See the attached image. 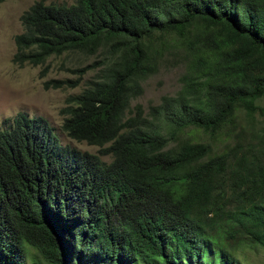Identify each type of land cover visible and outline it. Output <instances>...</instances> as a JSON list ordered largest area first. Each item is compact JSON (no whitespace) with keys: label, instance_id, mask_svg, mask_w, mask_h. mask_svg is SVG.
<instances>
[{"label":"trees","instance_id":"1","mask_svg":"<svg viewBox=\"0 0 264 264\" xmlns=\"http://www.w3.org/2000/svg\"><path fill=\"white\" fill-rule=\"evenodd\" d=\"M20 21L19 65L106 47L60 109L62 131L99 149L43 115L0 121V264H240L225 242L239 233L264 247V131L238 120L264 96V0H36ZM170 59L177 92L131 111ZM160 120L175 143L153 130L149 147Z\"/></svg>","mask_w":264,"mask_h":264},{"label":"rangeland","instance_id":"2","mask_svg":"<svg viewBox=\"0 0 264 264\" xmlns=\"http://www.w3.org/2000/svg\"><path fill=\"white\" fill-rule=\"evenodd\" d=\"M36 0H0V121L14 115L18 110H25L30 115H43L55 128L62 142H69L82 150L97 152V145L70 138L61 129L63 114L61 107L66 104L69 94L76 93L80 86L95 73L89 64L98 65V56H89L74 52L60 55H48L44 63L19 65L13 61L15 52L14 35L22 30L20 15ZM46 2L71 3L73 0H45ZM168 37V35H167ZM174 60H163L158 71L147 76L142 83L143 90L131 100V111L139 104L143 112L159 104L164 95H173L180 87L179 75L184 73L183 64H172ZM52 78L74 79L76 86L52 87L46 84ZM255 110L250 115L245 108H239L238 120L245 127L264 131V96L255 100ZM186 133L196 140H209L202 130L187 127ZM175 142H172L173 145ZM222 143V140H221ZM108 159L109 156H104ZM229 251L240 264H264V247L252 240L247 234H235L225 239ZM31 255L41 258L31 249ZM44 261V260H43ZM27 264H32L29 256Z\"/></svg>","mask_w":264,"mask_h":264},{"label":"clouds","instance_id":"3","mask_svg":"<svg viewBox=\"0 0 264 264\" xmlns=\"http://www.w3.org/2000/svg\"><path fill=\"white\" fill-rule=\"evenodd\" d=\"M35 2V1H34ZM33 2V3H34ZM106 47L104 46V45H100L99 46V48H98V50L99 51H103L104 49H105ZM97 52V53H94V54H90L89 56H98V57H102V55L101 56H99V54H100V52ZM165 61H167V60H165ZM161 63V62H160ZM91 64H93L94 65V63H91ZM98 65H99V63H98ZM98 65H94L95 67L93 68V69H95V71H96V69H97V67H98ZM91 68V67H90ZM92 70V69H91ZM158 71V69L155 71V72H157ZM154 72V73H155ZM153 74V73H152ZM149 75H151V74H149ZM148 75V76H149ZM52 79H56V78H52ZM143 83V82H142ZM80 84V83H79ZM78 84V85H79ZM180 85H181V82H180ZM62 86H64V85H62ZM61 87V86H60ZM70 87V86H69ZM180 88V87H179ZM178 88V89H179ZM177 92V91H176ZM175 92V93H176ZM174 93V94H175ZM72 94H74V93H72ZM173 94V95H174ZM69 95H71V94H69ZM68 95V96H69ZM165 96V95H164ZM168 96H172V95H168ZM68 98V97H67ZM161 103V102H160ZM159 103V104H160ZM38 115H40V114H38ZM146 116H149V113H146ZM159 118H154V120H158ZM147 126H148V130H147V133H148V137L146 138V140H145V142L149 145V147H151V145H153V144H151L150 143V132L151 131H153V130H156V131H158L162 136H163V138L165 139V138H168V140H166L167 141V146L169 147V146H171V143L172 142H175V141H173V139H172V136H171V129H169V128H166V127H163L162 126V121L160 120L159 122H149L148 124H147ZM186 130V129H185Z\"/></svg>","mask_w":264,"mask_h":264}]
</instances>
